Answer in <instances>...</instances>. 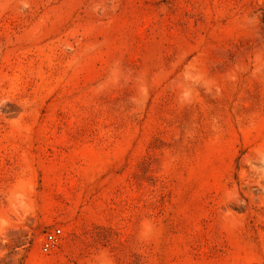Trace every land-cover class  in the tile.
<instances>
[{
    "label": "rangeland",
    "instance_id": "obj_1",
    "mask_svg": "<svg viewBox=\"0 0 264 264\" xmlns=\"http://www.w3.org/2000/svg\"><path fill=\"white\" fill-rule=\"evenodd\" d=\"M0 264H264V0H0Z\"/></svg>",
    "mask_w": 264,
    "mask_h": 264
},
{
    "label": "built area",
    "instance_id": "obj_2",
    "mask_svg": "<svg viewBox=\"0 0 264 264\" xmlns=\"http://www.w3.org/2000/svg\"><path fill=\"white\" fill-rule=\"evenodd\" d=\"M59 236H60V231L58 229L52 231L51 233L46 234L41 247L42 251L43 252L50 251L55 246Z\"/></svg>",
    "mask_w": 264,
    "mask_h": 264
}]
</instances>
